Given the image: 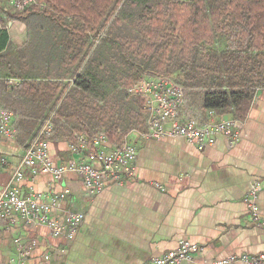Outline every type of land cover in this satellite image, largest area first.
<instances>
[{
  "label": "trees",
  "instance_id": "trees-1",
  "mask_svg": "<svg viewBox=\"0 0 264 264\" xmlns=\"http://www.w3.org/2000/svg\"><path fill=\"white\" fill-rule=\"evenodd\" d=\"M36 2L0 9V109L16 115L22 146L48 120L50 140L66 143L145 133L144 101L127 88L147 76L176 79L189 118L243 121L264 90V0ZM5 18L28 27L26 46H13Z\"/></svg>",
  "mask_w": 264,
  "mask_h": 264
},
{
  "label": "crops",
  "instance_id": "crops-1",
  "mask_svg": "<svg viewBox=\"0 0 264 264\" xmlns=\"http://www.w3.org/2000/svg\"><path fill=\"white\" fill-rule=\"evenodd\" d=\"M238 131L237 144L219 135L203 151L179 138L138 139L136 181L96 196L89 194L78 174H66L61 185L71 194L52 216L63 222L64 210L83 215L74 238H54L44 227L19 221L16 228L0 234V264L17 254L18 237L24 245L36 242L32 264H152L183 241L203 248L195 260L183 264H216L233 255L264 253V226L253 225L245 203L251 187L258 185L257 205L264 219V90L258 91ZM131 138L137 139L134 134ZM29 143L0 142V156L9 161L2 183ZM69 144L50 140L56 164L73 160ZM61 185L55 189L60 191ZM29 186L45 193L52 180L48 175H28L24 187Z\"/></svg>",
  "mask_w": 264,
  "mask_h": 264
},
{
  "label": "built area",
  "instance_id": "built-area-1",
  "mask_svg": "<svg viewBox=\"0 0 264 264\" xmlns=\"http://www.w3.org/2000/svg\"><path fill=\"white\" fill-rule=\"evenodd\" d=\"M3 1L16 11H24L37 4L36 0ZM13 82L15 80H9L10 84ZM127 93L144 101L148 118L147 131L143 134L132 132L120 144L112 142L105 133L77 135L69 144L73 160L58 165L51 157L50 137L54 133V125L48 120L25 148L18 165L5 183L1 182V176L9 161L6 156H0V234L11 231L18 226L19 221H23L27 225L48 229L54 238L73 239L84 216L65 210L63 222L52 216L55 210L63 208L71 194L68 188L62 187L63 178L68 173L78 174L91 196L112 186L136 181L138 139L179 138L200 151L213 146L219 135L226 136L231 145L239 141L238 124L241 120L222 118L213 111H209L205 118L184 116L185 89L170 77L147 76L129 86ZM133 134L137 139L131 138ZM18 135L16 115L10 110H1L0 140L15 142ZM28 175L50 176L51 188L43 193L37 192L33 186L24 187ZM55 185H61L62 189L56 190ZM156 186L163 189L159 184ZM259 191V186L253 185L245 198L251 221L258 227L264 226L257 205ZM15 243L19 251L9 259L8 264H32L30 255L37 246L36 242L24 245L18 237ZM202 253L201 246L183 241L177 250L153 259L152 264H183L195 260ZM49 259L50 256L46 255L45 260ZM216 264H264V253L256 256L233 255Z\"/></svg>",
  "mask_w": 264,
  "mask_h": 264
},
{
  "label": "rangeland",
  "instance_id": "rangeland-1",
  "mask_svg": "<svg viewBox=\"0 0 264 264\" xmlns=\"http://www.w3.org/2000/svg\"><path fill=\"white\" fill-rule=\"evenodd\" d=\"M10 7L11 6H9L6 2H4L3 0H0V9L2 8V9H5V10H8V11H12L10 9ZM4 21L8 25V29L10 31V35H11V39H12V42H13V46L16 47V48L17 47L19 48V47L26 46V43H27V41L29 39L28 27L26 25L22 24V23H19V22H13V21L11 22L10 20H8V18H5ZM170 78L174 79L173 77H170ZM12 80H14V79H12ZM175 81H176V79H175ZM13 84H15V82H13ZM13 84H9V86L11 87ZM3 109H5V108L2 107L0 109V111L3 110ZM182 112H183V115L187 117V115L184 112V110H182ZM193 113L197 114L198 112L196 110H194ZM195 117H197V116H195ZM220 117L223 118V116H220ZM0 142L1 143H5V141H3V140H0Z\"/></svg>",
  "mask_w": 264,
  "mask_h": 264
}]
</instances>
